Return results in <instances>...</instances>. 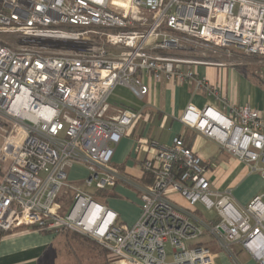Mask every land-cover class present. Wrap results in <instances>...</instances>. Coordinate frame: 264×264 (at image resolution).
Listing matches in <instances>:
<instances>
[{"label":"built area","instance_id":"built-area-1","mask_svg":"<svg viewBox=\"0 0 264 264\" xmlns=\"http://www.w3.org/2000/svg\"><path fill=\"white\" fill-rule=\"evenodd\" d=\"M238 56L264 65V0H0V237L76 232L110 264H215L210 247L191 245L207 234L234 259L239 246L264 264L263 196L239 205L229 189H213L208 166L178 135L136 147L150 182L137 186L134 224L94 199L129 183L111 158L140 112L108 115L107 102L117 86L143 98L142 75L213 94L222 109L188 104L180 122L264 178L263 113L230 103L193 70L241 65ZM74 164L87 171L81 186L67 176ZM197 203L214 217L198 215Z\"/></svg>","mask_w":264,"mask_h":264},{"label":"crops","instance_id":"crops-1","mask_svg":"<svg viewBox=\"0 0 264 264\" xmlns=\"http://www.w3.org/2000/svg\"><path fill=\"white\" fill-rule=\"evenodd\" d=\"M193 70L230 103L237 106L247 104L264 115L263 64L246 58L241 65L198 64L193 66ZM142 81L149 88L143 98H138L125 86H117L107 102L108 115L116 114L121 108L140 112L130 131L114 146L111 158L113 166L129 183L118 182L113 188L105 190L106 205L118 214L121 223L130 226L136 222L139 216L137 186L150 182L149 175L141 169L144 152L136 148L143 138H152L168 145L174 136H180L184 144L200 155L208 166L213 189H229L239 205L247 204L257 195H262L264 199V178L259 173L250 172L244 163L179 120L188 104L199 109L206 104L222 109L213 94L196 89L193 81H155L148 75H142ZM67 176L81 186L87 171L83 165L74 164L68 169ZM57 237L58 234L53 232L32 228L6 233L0 237V264H44L45 254ZM235 248L234 259L214 245L212 250L217 254L215 264H257L246 251L239 246Z\"/></svg>","mask_w":264,"mask_h":264},{"label":"rangeland","instance_id":"rangeland-1","mask_svg":"<svg viewBox=\"0 0 264 264\" xmlns=\"http://www.w3.org/2000/svg\"><path fill=\"white\" fill-rule=\"evenodd\" d=\"M199 55V53H197ZM206 55H213L207 53ZM242 61L246 60L244 56H238ZM105 192L98 193L94 191V199L106 205ZM70 192L63 189L61 192L60 202L68 209L71 205ZM176 205L187 208L188 204L178 194L172 196ZM198 215L204 218L214 217L213 210H205L200 204H195ZM102 247L90 237L76 233L63 232L59 233L53 244L45 254L44 264H107L105 253ZM169 249V246H166Z\"/></svg>","mask_w":264,"mask_h":264},{"label":"trees","instance_id":"trees-1","mask_svg":"<svg viewBox=\"0 0 264 264\" xmlns=\"http://www.w3.org/2000/svg\"><path fill=\"white\" fill-rule=\"evenodd\" d=\"M98 193H103L105 192V190L103 191H97ZM33 229V228H32ZM192 246H207L210 247L211 249H213V246L215 245V242L211 239V237L207 234H204L202 237H200L199 239H197L195 242L191 243ZM105 253V257H106V262L107 264H110L109 258H108V253L104 248H101Z\"/></svg>","mask_w":264,"mask_h":264}]
</instances>
